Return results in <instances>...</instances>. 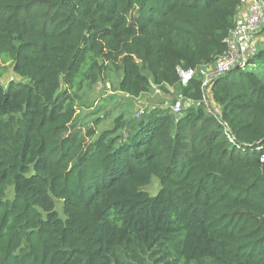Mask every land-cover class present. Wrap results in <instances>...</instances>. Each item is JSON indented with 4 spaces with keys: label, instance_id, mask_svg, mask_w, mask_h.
Masks as SVG:
<instances>
[{
    "label": "trees",
    "instance_id": "trees-1",
    "mask_svg": "<svg viewBox=\"0 0 264 264\" xmlns=\"http://www.w3.org/2000/svg\"><path fill=\"white\" fill-rule=\"evenodd\" d=\"M240 6L0 0V264H264V33L205 89L178 71L215 64ZM155 88L170 106L123 110Z\"/></svg>",
    "mask_w": 264,
    "mask_h": 264
},
{
    "label": "built area",
    "instance_id": "built-area-1",
    "mask_svg": "<svg viewBox=\"0 0 264 264\" xmlns=\"http://www.w3.org/2000/svg\"><path fill=\"white\" fill-rule=\"evenodd\" d=\"M261 33H264V0H241L236 24L225 40L226 52L217 59L214 65L200 68L199 73L197 70L179 69L182 84L189 83L200 74L204 79L203 89H205L221 75L227 74L235 68H244L248 59L258 53V36ZM165 106L170 105L166 103ZM187 106L188 104L180 96L172 108L175 112H180ZM140 112L144 114L145 111ZM261 161H264V155Z\"/></svg>",
    "mask_w": 264,
    "mask_h": 264
},
{
    "label": "rangeland",
    "instance_id": "rangeland-1",
    "mask_svg": "<svg viewBox=\"0 0 264 264\" xmlns=\"http://www.w3.org/2000/svg\"><path fill=\"white\" fill-rule=\"evenodd\" d=\"M261 73L264 75V68L261 69ZM0 80L8 83L12 80H19L16 77L12 70V64L10 62H4L0 59ZM113 95L109 86H105L103 84H98L94 87L93 91L88 93V95H82L85 102V107L78 108V113H80L81 118H88L89 122L93 120L96 116H104L105 112L114 108L112 105L107 103L108 96ZM175 89H168L167 91H162L160 89L155 88L152 93L145 94L139 99H132L131 101L126 100L122 101L121 104L124 105L123 110H129L132 117L138 116V114H142L140 111L152 110L156 108H160L162 105L164 106L166 103L172 104L174 97L176 96ZM208 99V97H207ZM210 103L209 100L207 101ZM91 116V115H94ZM111 117L107 120V126H113V120ZM159 189L157 182H153L150 186L147 187V190L153 194H156V191Z\"/></svg>",
    "mask_w": 264,
    "mask_h": 264
}]
</instances>
